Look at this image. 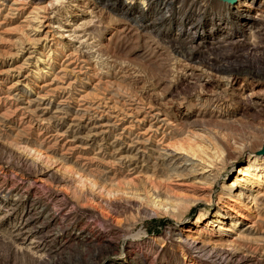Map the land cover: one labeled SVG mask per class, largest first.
Wrapping results in <instances>:
<instances>
[{
	"label": "rangeland",
	"instance_id": "1",
	"mask_svg": "<svg viewBox=\"0 0 264 264\" xmlns=\"http://www.w3.org/2000/svg\"><path fill=\"white\" fill-rule=\"evenodd\" d=\"M162 1L0 0V264H264V185L223 193L264 156V35L212 0L139 27Z\"/></svg>",
	"mask_w": 264,
	"mask_h": 264
},
{
	"label": "bare ground",
	"instance_id": "2",
	"mask_svg": "<svg viewBox=\"0 0 264 264\" xmlns=\"http://www.w3.org/2000/svg\"><path fill=\"white\" fill-rule=\"evenodd\" d=\"M212 1L225 2V3H223V5L225 4V6H226L225 7V15L222 17L223 22L226 24H225V26H223L221 24H219V26H218V24L215 23L213 20V24H216V26H213V29L216 28L213 32H215L217 29L220 31H224V33H226L227 36L229 35V38L234 39V41H236V43H242L246 38L249 39V38L255 37L256 34L257 35L261 34L262 36L264 35V24H258L257 22H248L247 25H245L244 22L246 23L249 19L242 14L243 9H245V8L249 9L252 6L254 8H256L257 10H259L261 13H264V0H262V2L258 3L257 5H256L257 2H255L256 0H236L234 3H229L226 1H220V0H212ZM174 2H176V0H163L162 2L155 4L154 8L157 6L156 8L159 9L160 13L156 14V16H154L147 24H142L140 21L141 19L138 18V21H140V23L138 24L139 27H141L142 29L150 30L151 32H153L152 30H156V29L161 28L162 26H160V24L163 23L164 21L168 20L170 17H172V18H170V21H171V19L174 18L175 14L176 15L182 14V16L180 17L181 19L184 16H193V17L196 16V14H193L191 12L195 11L196 9H198L200 6H202L204 4L202 2V0H180L179 4L181 2L182 3L188 2V4L185 3L182 5L181 8L176 9V8H174ZM106 3L108 4V2H106ZM226 3H229L230 5H227ZM184 7H186V9H184ZM139 11H141V12L143 11V14H144L145 8L141 9ZM190 13H191V15H189ZM202 13H204V12H202ZM169 14H171V16L168 19H165L164 21L160 22V20H162L163 17L169 16ZM204 15H206V14H204ZM204 15L199 16L197 18H187L186 22L189 21L190 23L188 25V28H186L184 30V33H187V32L194 33V34L197 33V35L201 36L202 34L199 32V28L196 30V27L198 26V24H196L194 21H191V19L201 20L204 17ZM231 15L238 16L239 18L242 19V22L240 23V25L243 27H241V30L240 29L238 30L237 27H235L233 25V20H232L233 16H231ZM185 18L186 17H184V19ZM243 20H246V21H243ZM209 23H211V22H208V24ZM193 30H195V31H193ZM201 32L203 33L204 37H210L211 39H214V37L212 36L211 33L208 35V33L203 31V30ZM211 41H213V40H211ZM252 42H253V40H252ZM250 45H251V43H250ZM250 153H251L250 155H252L250 157V159L247 160L242 166L238 167V172L235 175V180L231 184L226 185L223 189L224 194L236 197L240 201L246 200L247 203L248 202L252 203V202H255V200H256L257 195L254 194L252 189L253 188H260L261 186L264 185V156L263 155H256V154L254 155L255 152H251V151H250ZM167 155H171V154H169L167 152ZM174 158H176V157H174ZM186 159L185 160H183L182 158L174 159V160H177L176 163L174 164V162H173L170 165V171L173 175L183 176V175L190 174V176L191 175L199 176L200 181L208 183V184L209 183L212 184L215 182L216 176H214L211 172L206 171L204 167L201 168V171H199L195 164L190 162V160H188V159L186 160ZM55 220H56V216L54 215V213H51L50 217L48 218L47 223H48V227L53 226V228L50 230V232H48L46 234H42V232H37L38 237H37V240L35 242H39L42 240L44 242H47V241L49 242L52 239V237H54V234H57L59 232V224H57L58 222L56 223ZM232 222H234V223H232V225L234 224L235 226L238 223L236 220L235 221L232 220ZM219 224H220L219 227L222 229L223 223H219ZM228 230H229V228H228ZM25 231H27V229Z\"/></svg>",
	"mask_w": 264,
	"mask_h": 264
},
{
	"label": "water",
	"instance_id": "3",
	"mask_svg": "<svg viewBox=\"0 0 264 264\" xmlns=\"http://www.w3.org/2000/svg\"><path fill=\"white\" fill-rule=\"evenodd\" d=\"M220 1H226V2H229V3H234L236 0H220ZM261 152H264V147L263 149L260 151Z\"/></svg>",
	"mask_w": 264,
	"mask_h": 264
}]
</instances>
